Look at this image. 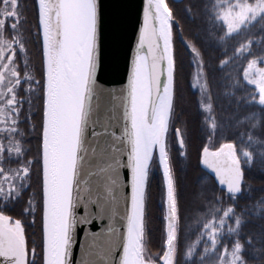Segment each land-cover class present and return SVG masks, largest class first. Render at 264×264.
<instances>
[{"label": "snow or ice", "instance_id": "1", "mask_svg": "<svg viewBox=\"0 0 264 264\" xmlns=\"http://www.w3.org/2000/svg\"><path fill=\"white\" fill-rule=\"evenodd\" d=\"M35 5L38 37H42L38 70L30 61L22 31L27 3L0 0V264H73L78 226L104 219L106 210L109 239L98 254L99 264H156L146 254L148 186L154 165L162 171L165 188L163 264H264V224L256 234H248L245 229L252 219L245 209L237 211L248 195L246 173L257 156L264 166V136L256 135L257 129H264V68L257 67L264 57L249 60L243 72L244 80L255 85L258 99L253 94L237 105L243 101L260 108L259 114L236 122L237 127L251 125L240 133L244 146L226 142L215 151L203 148L200 162L215 173L221 187L213 189L207 211L197 221V237L184 246L181 258L179 183L168 142L177 74L169 4L144 0L127 83L119 95L109 93L116 103L104 122L94 118L99 111L94 101L102 92L98 82L103 67L100 0H35ZM203 7L210 20H223L227 26L221 40L254 23L264 33V0H209ZM187 11L191 13L192 7ZM251 44V40L241 44L235 54L249 52ZM186 47L195 66L193 87L201 93L205 124L215 136L224 125L213 115L205 62L194 43L186 42ZM227 63L222 60L220 67ZM175 136L182 158L186 142L180 129ZM93 161L96 170L86 176L85 167ZM123 169L130 173L127 184ZM93 179L95 187L91 186ZM17 206L21 218L6 214ZM38 207L41 238L30 253L23 217L31 216L30 223L36 224ZM81 208L83 215L78 214ZM117 220L120 227L114 226Z\"/></svg>", "mask_w": 264, "mask_h": 264}, {"label": "trees", "instance_id": "2", "mask_svg": "<svg viewBox=\"0 0 264 264\" xmlns=\"http://www.w3.org/2000/svg\"><path fill=\"white\" fill-rule=\"evenodd\" d=\"M211 2L215 3V0H211ZM250 2H254V0H250ZM198 3L199 6H196ZM206 3H209V0H168L174 16L173 47L177 61L175 109L169 135L171 133L175 135L174 130L176 129L181 130L186 142L185 152L188 158V161L183 162L179 157V146L170 147L171 158L179 183L181 258L184 246L194 241L199 232L198 227H193L189 223L203 210L207 200L212 198L213 189H219L211 176L200 166L199 156L202 147L207 143L211 144L212 147H218L222 142H235L239 148H242L244 145L239 139L240 133L246 132L251 125L246 123L237 127L236 122L254 112L260 113V108L254 106L255 104L248 105L242 101L238 106L237 101L241 98L247 99L252 95L253 89L243 79V72L249 60L264 57V33L260 31L259 25L254 23L239 34H233L231 37L221 40L220 38L225 36V29L214 17L209 19L203 7ZM189 7H192L191 13L187 11ZM248 40L252 41L249 52L236 55L235 49L241 44L247 43ZM189 41L201 50L211 88L214 105L213 115L218 122L224 125L222 129L217 130L215 136H212L205 124V119H203L202 111L198 105V95L190 83L193 63L191 52L186 47V42ZM222 60H228V63L221 68ZM256 135L264 136V129H257ZM210 136H212L211 139ZM244 138L246 140L247 136L245 135ZM157 176L153 170L148 186L147 218L149 231L156 229V226L152 227L149 224L152 206L160 208L155 199L152 205H149L151 191L153 195L152 187L156 188L158 193L161 190ZM246 187L248 188V195L240 201L237 211L240 209L247 211L252 223L247 226L245 231L254 235L264 224V220L261 219L264 216V207H261L264 205V166L261 165L259 156H257L251 171L246 173ZM216 194L219 195V192ZM191 201L193 202L192 205H190ZM226 206L228 205L225 204ZM187 219L189 220L186 221ZM157 226L160 237V227ZM203 247L201 244L199 251L202 252ZM222 249L223 246H221Z\"/></svg>", "mask_w": 264, "mask_h": 264}, {"label": "water", "instance_id": "3", "mask_svg": "<svg viewBox=\"0 0 264 264\" xmlns=\"http://www.w3.org/2000/svg\"><path fill=\"white\" fill-rule=\"evenodd\" d=\"M100 2L103 16L101 36L103 67L98 73V82L102 92H100L98 100L94 101V108L99 104V111L94 115V118L104 122L105 117L111 115L110 109L116 103L111 99L109 93L115 92L119 95L120 89L127 83L128 67L137 43L139 27L142 23L144 0H100ZM36 7L38 13V6ZM40 38L42 45V37ZM146 51L147 49H145ZM119 112H122V109ZM119 112L117 115H119ZM117 134H119L118 129ZM202 152L203 149L200 153L201 156ZM154 153L158 161V150L154 149ZM201 165L220 188L221 186L215 178V173L207 169L202 163ZM95 170L96 161H93L91 166L86 165L85 167L86 176L87 173ZM122 172L125 177V184H127L130 173L127 169H123ZM91 186L95 187L94 179ZM124 191L130 193V188H125ZM123 209L124 205L123 201H121L119 209L121 213ZM93 211H96L95 207H93ZM78 214L83 215V208L78 210ZM104 216V219H94L89 225L78 226L77 242L73 249V264L77 260L84 259H87L89 264H99L98 254L104 250L109 239L106 235V229L109 225L107 210ZM114 226L120 227V221L117 220ZM93 233H98L99 235L93 237ZM159 264H163L162 260H159Z\"/></svg>", "mask_w": 264, "mask_h": 264}, {"label": "rangeland", "instance_id": "4", "mask_svg": "<svg viewBox=\"0 0 264 264\" xmlns=\"http://www.w3.org/2000/svg\"><path fill=\"white\" fill-rule=\"evenodd\" d=\"M165 2L168 3V0H165ZM230 2H235V0H230ZM218 22H220L219 24L221 25V27H224L225 32H226L227 31V26L224 24L223 20H218ZM191 56H192V54H191ZM257 67L258 68H264V60H258L257 61ZM194 76H195V66L193 64V73H192V78H191L190 83L192 85V89L198 95L197 100H198V105L200 107L201 93H200L199 88H194L193 87V84L195 83ZM246 84L249 85L247 83V81H246ZM249 86L253 89V91L251 92L252 95L255 94L257 96V99H258V93H256L255 85H249ZM254 106H257L259 108L258 105H254ZM202 114H203V117H204L203 119H205V115L206 114L203 113V111H202ZM174 132H175V130H174ZM168 142H169L170 147H172V148H174L176 145H178V141L176 139V136L174 134H172V133L168 137ZM222 143H226V142H222ZM222 143H220L218 145V147H212L211 144L207 143V144H205L202 147V149L205 146H208L210 148V150L215 151L216 149H218L220 147V145ZM179 157H180V155H179ZM180 160L185 162V161H188V158L185 155ZM199 161H201V154L199 156ZM200 166H202L201 162H200ZM153 170L158 175L157 176V180H158V183L161 186V190L158 193L157 189L152 187L153 188V195H152V191H151V194H150V197H149V205H152L153 200L155 199V201L157 202L158 207H160V208H155L154 206H152L153 210H152L150 218H149V221H150L149 224L152 227L156 226V229L155 230L150 229V231H149V242H148V248H147V253L146 254L150 255L152 258H154L155 261H156V264H159L160 257L162 256L163 251H164L165 222H164V219H163V216H164L163 200H164L165 197H164V187H163V182H162L161 171L155 165H154ZM182 174H183V172H182ZM182 176H180V177H182ZM192 204H193V202L191 201L190 205H192ZM156 210H157V212H156ZM206 211H207V203H206V206L203 207V210L200 211L199 215H196V217L192 219V221L189 223V225L191 224V226L197 227V221L202 219V213H204ZM188 220L189 219H187L186 221H188ZM157 225H159V227H160V229H159L160 237L158 236V226ZM150 226H149V228H150Z\"/></svg>", "mask_w": 264, "mask_h": 264}, {"label": "flooded vegetation", "instance_id": "5", "mask_svg": "<svg viewBox=\"0 0 264 264\" xmlns=\"http://www.w3.org/2000/svg\"><path fill=\"white\" fill-rule=\"evenodd\" d=\"M27 3V22L22 25V31L24 38L26 40V46L28 48V54L30 61L36 66L37 70L40 66V60H41V38L38 37V13H37V7L35 5V0H25ZM9 24L11 21L8 22ZM10 28L8 29V32H10ZM29 31L31 32V37L29 39ZM36 120H39V116H36ZM35 122V121H34ZM35 146H36V138L35 135H33L32 140V155H35ZM14 166V165H13ZM35 191V185L32 189ZM39 199V197H38ZM6 214L12 215L13 218H21L20 216V207L17 206L14 209L8 211ZM24 222L26 224V236L28 240L29 245V252L31 253V247L33 243H39L41 238V231L39 228V220H40V208L38 207L37 211V223L31 224L32 217L26 216L23 217ZM29 258L31 259V255H29Z\"/></svg>", "mask_w": 264, "mask_h": 264}]
</instances>
